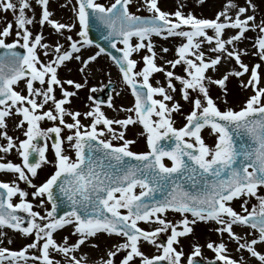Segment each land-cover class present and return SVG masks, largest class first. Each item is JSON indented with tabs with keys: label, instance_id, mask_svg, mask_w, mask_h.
Here are the masks:
<instances>
[{
	"label": "snow or ice",
	"instance_id": "6c2138e0",
	"mask_svg": "<svg viewBox=\"0 0 264 264\" xmlns=\"http://www.w3.org/2000/svg\"><path fill=\"white\" fill-rule=\"evenodd\" d=\"M34 5L40 8L41 26L50 25L56 34L64 36L78 23L79 39L65 36V47L59 42L49 44L40 32L33 33L28 25L34 18L26 10L34 12ZM131 5L132 0H75L74 22L62 23L52 18L49 0H0V11H11L15 21L0 27V138L6 141L0 144V152L15 150L20 158V163L0 162V171L16 175L33 189L29 193L16 180L0 181V229L7 227L25 238L33 237L19 250L0 247V264H62L53 252L67 258L64 264H97L88 262L86 254L78 257L76 253L86 241L97 247L91 238L101 233L121 240L107 250V259L101 258L99 264H137V258L138 264H203L200 244L194 243L188 255L182 247L178 250L174 246L179 245V238L193 233L191 225L197 221L214 222V230L221 237L227 233L238 250L246 249L264 264V253L256 248L264 244V195L259 192L264 188V74L260 71L264 68V20L257 23V5L253 0H246L243 6L226 0L223 10L211 19L197 18L191 12L185 15L179 8L171 13L163 11L158 0H143L141 7L150 13L147 16L131 11ZM229 9H235L234 13ZM101 26L106 32L103 38L120 55L96 45L98 51L82 58L81 49L94 43L90 31ZM227 29L234 34L225 38ZM248 30L257 33L252 45L256 51L251 55L259 62L251 65L242 59L247 50L236 47ZM153 36L182 38L175 48L177 58L165 63L172 69L183 65L185 75L156 63ZM205 43L214 53L212 57H206L202 49ZM142 49L146 54L141 56L142 67L137 68L138 61L133 57ZM41 50L46 59H41ZM102 53L118 66L134 98L130 108L117 109L130 113L125 118H109L102 110V103L114 107L111 95L106 101L89 96L93 103L83 113L65 107L76 93L64 84L77 90L84 84L72 79L62 81L58 69L76 60L81 64L79 71L84 72ZM228 59L235 66L220 78L207 74ZM157 72L165 74L166 86L159 81L155 86L151 83L150 77ZM246 74L247 80L239 83L242 88H251L252 94L238 110L227 106L226 81L229 76ZM174 80L180 83L182 99L192 105L181 128L174 127L172 120V113L182 107L173 96L177 91ZM21 82L25 87L17 91ZM212 83L225 90L223 109L210 95ZM54 86L60 88L61 98L55 96ZM97 90L96 86L91 88L93 93ZM49 102L52 106L46 108ZM15 116L20 119L14 126L24 139L8 134L7 121ZM81 117L88 123H83ZM44 120L53 122L52 126L42 128ZM135 123L143 127L148 151L130 149L134 141L125 138V130ZM205 128L215 135L213 145L202 136ZM65 129L67 135H62ZM114 139L121 143L114 144ZM49 141L52 160L47 155ZM42 165H51L54 170L37 185L33 178ZM29 195L38 199L43 215L33 210ZM15 197L19 199L14 203ZM241 197L246 199L238 212L231 202ZM253 197L258 203L249 210L248 200ZM62 206L67 210L59 212ZM169 210L179 213L181 219L175 223L167 219ZM140 222L157 226L145 230ZM67 225L73 227L72 234L78 239L69 243L64 236L62 242H57L54 234ZM234 226H249L254 230L252 238L241 243ZM169 230L166 242H158L160 234ZM5 235L0 231V236ZM142 241L154 245L158 254L143 252ZM206 247L215 253V260L209 264H244L243 257L237 260L227 254L223 239L218 243L208 241ZM121 252L125 254L116 261Z\"/></svg>",
	"mask_w": 264,
	"mask_h": 264
},
{
	"label": "rangeland",
	"instance_id": "374dc122",
	"mask_svg": "<svg viewBox=\"0 0 264 264\" xmlns=\"http://www.w3.org/2000/svg\"><path fill=\"white\" fill-rule=\"evenodd\" d=\"M34 2V0H33ZM100 2L107 3V0H100ZM143 0H132L131 5V11L135 12L137 15H143L147 16L150 15L146 11L145 8L141 7ZM234 2L238 5H245L246 0H234ZM253 3L257 5L256 9V19L257 23H259L260 20H264V0H253ZM75 4V0H49V10L52 12V18L58 20L62 23H73L75 18V13L73 11V5ZM226 4V0H158V6L163 11H167L169 13L176 11L178 8L182 12L187 15L189 12H191L193 15H195L197 18H215L216 13L218 11H222L224 6ZM139 9V10H138ZM231 13H234L235 9H229ZM26 14L29 16H32L34 18V22L32 25H28L30 30L33 33L40 32L44 35L45 41L49 44H55L56 42H59L65 47L68 44V41L65 40V36L72 35L74 39H79V37L76 35L77 31L79 30V25L77 23V26L71 31L67 32L65 31L64 36H60L55 33V31L52 29L50 25H43L41 26L39 24V16H40V8L38 6L34 5V12L32 10H26ZM251 14V11L249 12ZM173 19H175L173 17ZM13 22L14 16L11 11L3 12L0 11V27L4 26L7 22ZM209 34H212L211 30H208ZM234 34L232 29H227L224 32V37ZM257 35L256 32H253L252 30H248L245 33L244 39L241 40L240 43L236 45L238 49H246L248 54L242 55V59L244 62L248 64H254L258 63L257 57L251 55L252 52L256 51L255 48L252 47L254 44V38ZM13 39L12 36L8 38L9 41ZM135 40V38H133ZM155 45V51L157 53V60L156 63L158 65H163L168 70L174 71L178 75H185L183 72V65H177L174 69L171 68L170 65L166 64V60H174L177 58L175 53V48L182 42L181 37H158L153 36L152 37ZM168 48L169 51L164 53L161 51V48ZM202 49L206 52V57H212L214 53L208 50V45L205 43V45L202 46ZM96 51H98V48L95 45L85 46L81 49V55L82 58H86L89 55H93ZM143 54H146V49H142L141 53L139 55H134L133 58L137 59L138 65L137 68L142 67V60L141 56ZM41 59H46L43 55V50H41ZM90 64H93L94 68H87L86 71L83 73H80L78 75H75L76 72H80L79 69L81 67L80 62L76 60H72L70 62H66V64L63 66V69L58 71L59 78L63 80L72 79L76 82H79L81 84H84V87L81 89H75L74 86L64 84V87L68 89L69 91H73L76 94L70 97V103L66 104L65 107L70 110H78L80 112H86L90 110V106L92 105L93 101H90L88 99L89 96H93L96 94H100L104 92L109 84H114L115 89L112 91V103L114 107H108L107 104H101L102 110L104 113L109 117L113 119H121L125 118L130 113L127 111H118L121 106L123 108L127 109L130 108L133 105L134 98L131 95V91L128 88L127 85H125L122 81L121 74L119 72L118 66L114 63V61L105 53H102L99 57H97L96 61L90 62ZM76 67L75 70H70L72 67ZM234 61L231 59L228 60H222L221 64L219 65L218 70L213 71L209 70L208 75L212 76L213 78H220L225 72H228L232 67H234ZM61 68V67H60ZM75 71V72H74ZM261 73L264 74V68H262ZM73 72V73H71ZM71 73V74H70ZM248 75L246 74L243 77H235V76H229V79L226 81V98H227V106L239 109L241 106H243L244 101L248 96L252 94L251 88H242L239 81L241 79L247 80ZM151 83L155 86L157 84V81L160 82L161 85L166 86V79L165 74L163 72H157L150 77ZM111 82V83H109ZM176 84L177 91L173 93L174 99L178 101L182 107L178 110L172 113V120L174 121V127L181 128L183 125L187 122L185 117L186 115L191 111V103L188 101H185L181 97V93L179 91L180 89V83L179 81H173ZM105 85L104 88H100V85ZM36 86L38 87L39 84L37 82ZM93 86H96L98 90L96 92H92L91 88ZM25 85L23 82L19 84V87L16 88L17 91H20L23 89ZM55 88V96L57 98H61V91L58 86H54ZM209 92L210 95L213 97V99L216 101L217 105L223 109L225 107L224 99H225V90L222 89L220 86L212 83L209 85ZM24 94V93H22ZM194 95V94H193ZM157 99H162V97L157 96ZM169 105L171 102L166 101ZM51 102H49L48 105L45 107H51ZM155 118V117H154ZM20 119L19 116H15L11 119H8V127L7 131L9 135H12L14 138L18 137L19 139H24L25 137L22 135L21 130L17 129L14 126V122L16 120ZM70 121L69 117H66ZM81 120L83 123H88V120L84 117H81ZM58 123V121L56 122ZM53 122L44 120L41 122L42 128H48L51 127ZM113 127H119L116 125H113ZM67 129L64 130L62 135H67ZM202 136L206 143L209 145H213L215 143V135L211 133L210 129L205 128L202 130ZM125 138L133 140L134 143L130 145V149L134 152H144L148 151L147 145H146V135L144 134V130L142 125L139 123H135L132 125L127 126L125 130ZM3 138H0V144L5 143ZM114 144H119L121 141L113 140ZM52 141H49V151L47 153L49 160L53 159V152L51 150ZM65 148L67 152L70 155L74 156V153L71 149H67V145L65 144ZM0 162H6L8 160H11L15 163H20V158L18 157L15 150H12L10 153H3L0 152ZM164 162L168 165H170V161L165 158ZM53 167L51 165H42L40 169H38V175L33 178V182L35 184L42 183L53 171ZM13 180H16L19 186L29 193L33 191L31 187L26 185L23 181H19L18 177L12 173L3 172L0 171V181L5 182H11ZM137 192L139 189L136 190ZM261 195H264V188H261L259 190ZM18 197L13 198V202H18ZM30 201H32L34 205V211H40L41 214H44V209L39 207L38 199L33 198L31 195L27 198ZM246 199V197L241 198H235L231 205L232 207L238 211L241 212V204L243 200ZM258 201L253 197L248 200L247 207L249 210H251V206L253 204H257ZM47 207H51L50 204L46 205ZM167 219L173 221L175 223L176 220L181 219V216L179 213H175L171 210H169L166 213ZM189 219H191V216L189 214ZM157 225L155 223H144L140 222V227L144 228L145 230H151L152 228H155ZM194 229L193 233L188 234L184 237L179 238V245H174L178 248V250L182 247L185 255L190 254L192 251V246L194 243H198L202 246V256L200 259L202 261H214L215 260V253L208 249L206 247V243L208 241L213 242H220L221 239H223L224 243L227 245V254L230 255L232 258H235L239 260L241 257H243L244 264H260V261L252 257L246 249L238 250V245L235 241H231L228 239L227 233L224 234L223 237L219 233H217L214 229L217 227V225L214 222H200L197 221L194 225H191ZM0 231H3L6 235L0 236V247H6L10 250H19L21 249L26 243L31 242V239L33 237L29 236L25 238L22 236L18 231L9 229L7 227L0 229ZM234 231L239 234L242 237L241 243L245 239H251L252 233L254 230H252L249 226H234ZM73 227L71 225H67L62 229L57 230V232L54 234V238L57 240V242H62V238L64 236L68 237V242L73 243L75 242L78 237L76 235H73ZM170 234V230L167 233L160 234L158 238V242H166L167 235ZM92 243L98 245L97 247H92L89 242H85L84 245H81L80 248L77 250V256H83L86 254V260L88 262H97L99 264L101 258L107 259V250L112 248L114 244L119 242L121 240V237L112 235L108 236L106 234H98L95 238H91ZM9 240H11V243H9ZM257 251L264 253V244H258L256 246ZM141 250L145 252L148 255H154L158 254L157 249L154 245L149 244L148 242H141ZM35 251V250H31ZM125 253L121 252L118 253L117 256L114 258L116 261H119L122 259V256ZM52 255L56 256L57 259L62 261V264H64V261L67 259L63 257L61 254H57L55 252L52 253ZM29 264L31 262L29 261ZM137 264H138V258H137Z\"/></svg>",
	"mask_w": 264,
	"mask_h": 264
},
{
	"label": "water",
	"instance_id": "95a60500",
	"mask_svg": "<svg viewBox=\"0 0 264 264\" xmlns=\"http://www.w3.org/2000/svg\"><path fill=\"white\" fill-rule=\"evenodd\" d=\"M104 35H106V32L103 30L102 26L101 27H93L89 33V37L94 41L93 44L106 48L107 51L111 52L113 55H117V56L120 55V53L116 49L111 48V45L108 42V40L103 38ZM18 50H20V49H18ZM0 51H2V49H0ZM114 88H115L114 85L108 86L107 90L103 94L95 95V100L106 101L108 96L111 95V92ZM64 210H67L66 206H62L61 209H59L58 211L62 212ZM19 214L26 215L23 213H19ZM25 226H26V224H25ZM202 262H203V264H209V262H213V261H207V262L202 261Z\"/></svg>",
	"mask_w": 264,
	"mask_h": 264
},
{
	"label": "bare ground",
	"instance_id": "6f19581e",
	"mask_svg": "<svg viewBox=\"0 0 264 264\" xmlns=\"http://www.w3.org/2000/svg\"><path fill=\"white\" fill-rule=\"evenodd\" d=\"M92 65H93V64H90V66H89L88 68H89V69L94 68V66H92ZM75 68H76V67L73 66L70 70H71V71H72V70H75ZM61 70H62V71L65 70V69H63V66H61V68L58 69V71H61ZM74 72H75V71H74ZM71 73H73V72H71ZM71 73H70V74H71ZM80 73H83V72H81V71H80V72H76L75 75H78V74H80ZM97 89H98V88H97ZM7 125H8V122H7Z\"/></svg>",
	"mask_w": 264,
	"mask_h": 264
}]
</instances>
